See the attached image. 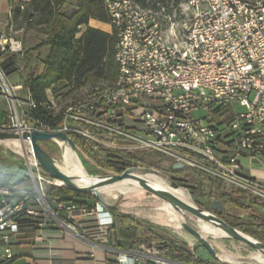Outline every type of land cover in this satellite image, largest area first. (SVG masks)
I'll list each match as a JSON object with an SVG mask.
<instances>
[{
  "label": "built area",
  "instance_id": "2783aa9c",
  "mask_svg": "<svg viewBox=\"0 0 264 264\" xmlns=\"http://www.w3.org/2000/svg\"><path fill=\"white\" fill-rule=\"evenodd\" d=\"M117 39L114 58L118 67L112 87L95 89L89 100L62 111L63 124L52 127L44 119H32L36 102L15 98L0 65V100L13 110L0 122L4 131H65L83 136L94 149L154 151L175 163L197 168L224 180L227 188L264 196V185L242 174V156L264 157V0H103ZM24 8V5H21ZM8 53L22 55L23 42L0 32V60ZM236 106L243 111H237ZM232 107V119L218 123L196 115ZM91 114L86 117V114ZM82 126H73L71 121ZM28 147L30 141H24ZM5 146L0 143V146ZM180 150L193 152L201 164ZM23 178L29 186L17 192L0 186L1 260L11 259L18 240V217L39 218L42 231L51 222L58 228L81 234L77 215L96 216V234L114 224L102 204L89 209L75 200H61L52 213L45 192L62 183L48 174L34 157ZM113 173V172H110ZM209 198L207 184H199ZM34 202L38 208L27 205ZM53 210V209H52ZM54 211V210H53ZM55 212V211H54ZM42 233V232H41ZM92 235V234H91ZM42 240V235H38ZM168 239L123 250L112 244L115 264H206L197 259L182 262L169 257ZM190 252L198 258L194 252Z\"/></svg>",
  "mask_w": 264,
  "mask_h": 264
},
{
  "label": "trees",
  "instance_id": "16d2710c",
  "mask_svg": "<svg viewBox=\"0 0 264 264\" xmlns=\"http://www.w3.org/2000/svg\"><path fill=\"white\" fill-rule=\"evenodd\" d=\"M138 1L142 2L143 0ZM21 5H24V8ZM13 17L14 19L21 18L28 27H41L39 30L47 36L46 41L41 45L51 46V51L46 59L45 72L41 75L31 76L27 82L30 96L37 104V107L33 108L31 112L33 120L44 119L52 127H59L63 124L62 111L56 112L53 102L48 97V89H56L63 84L73 82L80 83L91 75L116 82L118 76V67L114 58L116 33L113 31L110 34L88 26L91 18L109 21L103 0H78L77 8L73 9H69L68 0H31L27 4L23 2L18 4L13 10ZM82 25H87V28L81 36H78ZM20 56L11 54L6 58L1 64L5 74L14 70ZM216 114L221 119L213 120L218 123H228L233 116L230 109L218 110ZM71 124L73 126L83 125L74 120L71 121ZM68 134L78 150L93 160L98 168L109 172L121 173L128 166L143 165L156 168L162 174L174 175L178 178L194 175L199 184L208 185L210 200L222 201L223 209L216 212L218 216L264 242V218L257 213L254 207L255 205L264 207L261 197L249 196L236 187L229 189L221 178L214 177L197 168L184 166L175 170L174 165L167 168L163 162L168 158L159 152L115 151L104 147L96 150L80 134L74 132ZM180 151L198 163L208 164L205 159L193 152ZM27 180L25 178L17 179L16 175L12 173L0 172V186L15 190L19 198L21 197L19 190L26 183H30L28 178ZM45 195L50 207L62 220H65V216L63 212L57 210V203L61 200L72 199L80 206L89 209L95 208L99 202L92 194L72 190L64 185L49 186ZM27 205L38 208L34 202ZM108 209L114 217L113 227L116 232L117 247H122L121 241H125L130 250H135L142 244L168 239L171 242L168 255L174 260L192 262L197 259L206 264H223L215 258L209 260L195 258L183 243L164 234L155 225L148 224L122 211L117 206ZM243 213L248 215L247 218L241 216ZM38 220L39 218L27 217L25 214L19 215L20 233L18 238L22 237V234L35 232L38 229Z\"/></svg>",
  "mask_w": 264,
  "mask_h": 264
},
{
  "label": "rangeland",
  "instance_id": "374dc122",
  "mask_svg": "<svg viewBox=\"0 0 264 264\" xmlns=\"http://www.w3.org/2000/svg\"><path fill=\"white\" fill-rule=\"evenodd\" d=\"M3 72L5 74L4 70ZM6 82L10 88L12 87L13 96L15 98H19L20 96L11 85V83L14 84V82H12L10 78H6ZM113 85L114 82L110 80L91 75L80 83L73 82L71 84H63L56 89H52L50 92L51 100L54 104L56 112H59L65 110V108L70 105L89 100L95 89L99 88L103 90L112 87ZM22 97L25 101L28 100L26 95H23ZM226 109L232 110L233 108L228 107ZM11 110H13V106L10 102L7 99H1L0 122L7 119V114ZM236 110L243 111V108L236 106ZM208 113L209 117H212L216 121L221 119L219 115L211 110H199L196 115L207 116ZM90 115L91 114L87 113L86 117H90ZM41 144L52 156H54L58 166L64 172L73 176L71 160L67 151L62 148L57 141H43ZM4 145L5 146H0V172L12 173L20 178H23L27 170L28 160H32L30 147L27 146V149L25 150L24 146L21 144L5 143ZM76 150L80 154V157L86 166L85 171L87 173H110L107 170L98 168L94 161L87 155L78 149ZM163 165L170 168L174 165V162L168 158L163 162ZM165 176L171 181L175 180L180 186V189H178L177 192L182 198L188 202L195 203L204 209L211 210L213 200H210L202 195L199 190V181L194 175L186 176L184 178H178L174 175ZM24 186H29V183H26ZM129 191L131 192L124 193L119 196L117 200H115L119 209L148 224L155 225L164 234H167L173 239L183 243L199 258L204 260L215 258L213 254H211L192 234L182 227V223L185 222V219L180 216L178 211H176L169 202L158 198L144 189H140L137 181L129 184ZM107 198L110 201L114 200L110 197ZM261 199L264 201V198ZM256 210L257 213L264 218V207L259 205ZM241 216L243 218H247L248 215L243 213ZM187 222L197 228L202 235L209 237L210 242L216 249L218 255L222 258L221 260L217 258L215 259L219 260L223 264H264V255L262 253L239 240L227 237L225 233L220 235L218 232L216 233V231H212L215 230L216 227L207 221L194 215H190Z\"/></svg>",
  "mask_w": 264,
  "mask_h": 264
},
{
  "label": "crops",
  "instance_id": "0c3cea01",
  "mask_svg": "<svg viewBox=\"0 0 264 264\" xmlns=\"http://www.w3.org/2000/svg\"><path fill=\"white\" fill-rule=\"evenodd\" d=\"M30 1L0 0V32L13 35L23 42L24 53L18 57L14 70L6 74L7 78L14 82L11 85L20 96V99H23V95L29 97L30 92L27 82L31 76L41 75L45 72L46 59L51 51L50 45H41L47 38L39 30L41 27H28L21 18L14 19L13 17V10L18 4L21 2L27 4ZM75 1L68 0L69 9L77 8L78 0ZM88 26L110 34L113 33V26L109 21L91 18ZM86 28L87 25L80 26L78 36H81ZM10 56L11 54L4 55L0 60V65ZM51 90L48 89L47 91L50 100ZM240 161L242 174L264 185V157L242 156ZM16 178L22 179L17 175ZM254 207L258 208L259 205ZM108 210L110 211V209ZM76 217L81 234L92 232L88 239H83L78 235L62 230L50 222L51 224L45 225L42 231L38 227L31 234H22V237L18 238L13 244L14 256L6 261L0 259V264H115L116 254L112 250V244L116 242L117 237L114 227L107 228L103 234H96L91 231L97 228L95 215L87 217L77 215ZM39 234L42 235V240L37 239ZM121 243L122 247L118 248L129 250L125 241H121ZM3 247L4 244L0 242V254Z\"/></svg>",
  "mask_w": 264,
  "mask_h": 264
},
{
  "label": "water",
  "instance_id": "95a60500",
  "mask_svg": "<svg viewBox=\"0 0 264 264\" xmlns=\"http://www.w3.org/2000/svg\"><path fill=\"white\" fill-rule=\"evenodd\" d=\"M7 139H18L23 143L24 141H30L31 151L34 157L37 159L41 167L50 174L53 178L59 180L62 185L67 186L72 190H76L83 193H89L99 200V202L107 208L116 207V201L110 202L106 199L100 188L113 184L117 181L124 179H132L138 182L140 189H144L157 196L158 198L169 202L176 210L184 212L187 214H192L198 218H201L214 227L222 230L227 237L239 240L253 249L259 251L264 255V242L257 239L256 237L236 228L235 226L229 224L225 219L218 216L216 212H220L223 209V203L221 200H214L211 210L204 209L195 203L188 202L169 189L158 188L154 186L147 178H145L140 173L155 172L162 174L158 169L143 166V165H133L126 167L121 173H105V174H90L86 173L84 177H76L64 172L57 164L56 159L52 156L41 144L43 141H56L62 140L68 142L73 150L77 147L65 131H4L0 132V141H5ZM184 167L183 163H175L174 169L178 170ZM89 178L95 179L94 182L80 184L78 180L87 181ZM172 184L176 187L179 185L175 180H172ZM52 213L55 212L50 207ZM182 227L192 234L213 256L220 259L217 255V251L210 242L209 237L202 235V233L192 226L189 222H183ZM221 260V259H220ZM246 264H257V263H246Z\"/></svg>",
  "mask_w": 264,
  "mask_h": 264
},
{
  "label": "bare ground",
  "instance_id": "6f19581e",
  "mask_svg": "<svg viewBox=\"0 0 264 264\" xmlns=\"http://www.w3.org/2000/svg\"><path fill=\"white\" fill-rule=\"evenodd\" d=\"M56 141L60 144V146L62 148H64L67 151V153L70 157L73 176L84 177L87 172L85 171L84 163H83L78 151L73 150L72 147L68 144V142H65L62 140H56ZM0 143H3V144H5V143L21 144L22 146H24L25 150L27 149V146H28L25 143H23L21 140H18V139H7L5 141H0ZM30 149H31V147H30ZM140 174H142L145 178H147L154 186H156L158 188L169 189L172 192H174L175 194H177L179 197H181L177 192V190L180 189V186H178V187L174 186L172 184V181L168 177H166L165 175L158 174L155 172H147V173L142 172ZM94 181H95V179H93V178H89L87 181L78 180V182L80 184L91 183ZM134 181L135 180H132V179L120 180V181H117L113 184L106 185V186L100 188V191L106 199H108L107 197H110L111 199H114V200L113 201H110L109 199L108 200L110 202H114L115 200H117L119 198V196H121L122 194L127 193L129 191V184L131 182H134ZM182 199H184V198H182ZM176 211H178V210H176ZM178 213L180 214V216L182 218L185 219L186 222H187V219L189 218V216L192 215V214H187V213L180 212V211H178ZM212 231H216V233L218 232L220 235L224 234V232L218 228H216L215 230H212ZM217 255H218V253H217ZM218 257L220 259H222L219 255H218Z\"/></svg>",
  "mask_w": 264,
  "mask_h": 264
}]
</instances>
